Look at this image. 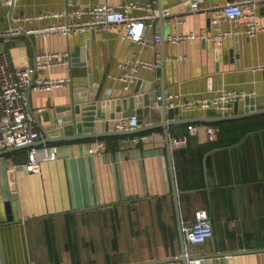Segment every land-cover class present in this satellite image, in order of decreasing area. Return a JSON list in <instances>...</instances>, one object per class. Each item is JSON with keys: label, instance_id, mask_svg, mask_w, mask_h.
<instances>
[{"label": "crops", "instance_id": "crops-1", "mask_svg": "<svg viewBox=\"0 0 264 264\" xmlns=\"http://www.w3.org/2000/svg\"><path fill=\"white\" fill-rule=\"evenodd\" d=\"M180 1L17 0L13 7L0 0V32L10 28L14 15L94 3L145 6L133 7L131 14L148 12L146 6L153 3L156 14L153 25L145 29L150 39L145 45L125 39L122 25L70 35L27 32L9 39L0 36V63L4 53L11 67L19 68L34 66V54L44 50L71 52L69 66L45 73L71 77L70 82L53 89L29 90L28 105L43 132L42 126L57 121V110L77 97L106 102L112 110L115 101L126 96L151 92L159 97L164 89L166 95L179 93L187 98L226 88L251 93L257 106L264 107V29L253 36L228 35L221 45L200 36L173 42L168 40L171 34L215 33L211 8L233 0H200L199 9ZM258 2L264 22V0ZM165 7L170 12L161 18ZM55 21L45 18L23 24L29 28ZM228 26L222 23L223 28ZM233 27L240 29L237 24ZM156 34L165 39L155 44ZM135 56L151 61L160 58V65L142 68L127 88L114 74L121 72L123 60ZM137 86L139 94L135 93ZM156 100L137 107L145 124L162 120V103L157 105ZM247 105L241 99L239 111ZM179 115L197 113L180 109ZM190 124L198 126L195 132ZM208 125H172L169 140L162 127L138 135L52 142L58 145V158L44 162L38 173L26 169L28 147L0 154V264H121L179 255L170 156L183 223H189L196 209L204 207L214 225L213 239L202 244L187 242L189 252L264 248V129L249 132L235 144L211 148L215 140L208 139ZM182 136L187 141L177 145L175 140ZM101 141L104 146L94 151ZM191 264H264V250L201 258Z\"/></svg>", "mask_w": 264, "mask_h": 264}, {"label": "built area", "instance_id": "built-area-1", "mask_svg": "<svg viewBox=\"0 0 264 264\" xmlns=\"http://www.w3.org/2000/svg\"><path fill=\"white\" fill-rule=\"evenodd\" d=\"M10 6H15L17 0H4ZM187 3L191 9L201 8L200 0H181L180 4ZM145 8L136 3H123L119 6L110 3H94L87 5H77L67 7L57 11L41 12L35 15H14L12 24L7 31L0 32V36L9 39L11 36L24 32L38 35H48L50 33H63L70 35L79 30L103 29L114 25L123 26V37L135 44H148L150 39L145 36V29L148 25H153L156 14L153 12V3H149L146 8L148 12L131 14L130 9ZM169 7L163 9V13L168 15ZM88 16V18H85ZM45 18H55L57 21L48 23L45 26L25 27L24 21L42 20ZM223 22H228L227 28L222 27ZM211 28L216 32L205 30L201 33L190 32L186 34H171L168 40L173 42L185 41L189 38L207 37L212 39L217 45L223 44L225 38L231 34L243 32L249 36L257 34L264 29V22L259 13L258 0H233L211 8L210 17ZM233 24H237L240 29H235ZM165 38L156 34L153 42L158 44ZM71 63L70 51L44 50L36 54L35 66L12 68L8 56L4 53L0 63V149L9 147L27 146L28 161L27 171L38 173L46 161L58 158V145L52 142L38 143L45 139V133L40 130L37 124L36 113L28 105L29 90L34 87L38 89H53L71 81V77L45 76L51 69ZM160 65V58L156 61L147 60L140 56L131 57L121 62V72L114 74L116 79L129 86L135 82L142 68ZM248 94L245 91L235 89H214L205 93L197 94L193 97H183L179 93L166 95L168 106L179 107L180 109L195 111L197 115L203 112L216 111L218 114H229L235 108L238 100L245 98ZM162 96L156 100L160 105ZM139 114L116 118L111 128L114 130H133L139 127ZM190 130L195 132L198 128L196 124L189 125ZM220 127L215 124L207 126L209 140L218 137ZM187 141L186 136L175 140L176 144ZM104 146L100 142L94 151ZM186 241L191 244L206 243L214 237V225L210 211L201 207L196 209L194 218L184 224Z\"/></svg>", "mask_w": 264, "mask_h": 264}, {"label": "water", "instance_id": "water-1", "mask_svg": "<svg viewBox=\"0 0 264 264\" xmlns=\"http://www.w3.org/2000/svg\"><path fill=\"white\" fill-rule=\"evenodd\" d=\"M164 13L161 12V18ZM27 34V32H24ZM165 38V36H163ZM34 54V52H33ZM74 56L76 54L74 53ZM75 60V59H73ZM36 63V54H34V60L32 64L35 66ZM140 82V81H139ZM147 90H150V84L146 87ZM138 86L135 90L136 94L138 93ZM152 99H158V93H148L142 95H133L126 96L115 101L114 109L108 110L107 103L103 101H98L96 99L85 101L82 97L75 98L74 102L70 105L63 106L57 110V121L54 123L43 127L45 133V139L37 141L38 143L46 142H57L63 140H72V139H83V138H100L110 135H129L137 134L139 132L153 130L157 128L164 127L166 129V134L169 140V127L179 123H192V122H219L231 119H239L255 114L264 113V107H258L254 97L251 94H248L245 97L247 106L245 111H239V102L238 100L235 103V112L229 114H202L189 117H182L179 115L180 108L174 106H168L166 100V93L163 89L162 91V120L150 124L144 123L143 114L139 113V122L140 126L133 130H114L111 128L116 118L122 116H129L137 113V107L148 106L151 103ZM65 110H68L65 112ZM170 142V141H169ZM27 146H18V147H9L5 149H0V154L7 152L15 151ZM171 151V150H170ZM170 165L172 170V179H173V195L176 206L177 219L179 224V235L181 242V253L173 257H165L154 260L140 261V262H129L121 264H161L168 262L181 261L183 264H191V261L201 259V258H210L217 256H225L229 254H239L255 251H263L264 248H241L237 250H225V251H212L206 253H191L188 250L187 241L184 232V223L182 217V211L180 206L179 191L176 184V176L172 158L170 156ZM11 211V208H10ZM13 215H11L12 217Z\"/></svg>", "mask_w": 264, "mask_h": 264}, {"label": "trees", "instance_id": "trees-1", "mask_svg": "<svg viewBox=\"0 0 264 264\" xmlns=\"http://www.w3.org/2000/svg\"><path fill=\"white\" fill-rule=\"evenodd\" d=\"M206 123L215 124L220 127L217 140L215 139V141H212L211 148L229 146L239 142L249 132L264 129V113L239 119ZM142 133H144V131L137 133V135Z\"/></svg>", "mask_w": 264, "mask_h": 264}]
</instances>
